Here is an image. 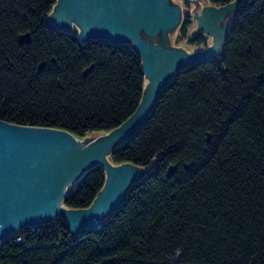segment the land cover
Returning a JSON list of instances; mask_svg holds the SVG:
<instances>
[{
    "label": "trees",
    "instance_id": "trees-1",
    "mask_svg": "<svg viewBox=\"0 0 264 264\" xmlns=\"http://www.w3.org/2000/svg\"><path fill=\"white\" fill-rule=\"evenodd\" d=\"M56 3L0 0V121L78 138L126 130L110 160L155 167L101 227L74 234L60 216L22 228L3 238L0 264H264V0H245L220 54L177 71L136 128L125 125L145 96L142 58L51 25ZM106 178L94 167L63 205L89 208Z\"/></svg>",
    "mask_w": 264,
    "mask_h": 264
},
{
    "label": "water",
    "instance_id": "water-1",
    "mask_svg": "<svg viewBox=\"0 0 264 264\" xmlns=\"http://www.w3.org/2000/svg\"><path fill=\"white\" fill-rule=\"evenodd\" d=\"M245 0L203 9L199 30L216 39L212 51L187 53L182 49L180 25L183 0H57L48 22L70 32L77 27L81 42L104 38L126 43L140 55L147 76L141 107L126 123L137 127L156 94L177 71L220 54L225 32L208 27L213 13L237 9ZM206 11H210L207 15ZM21 43L30 34L21 35ZM118 131L98 133L83 141L72 133L41 127L18 126L0 121V239L28 225L43 224L56 216L66 219L74 234L101 224L128 197L131 186L155 167L114 164L108 147ZM114 136V137H113ZM105 151L104 154H101ZM107 172L106 183L87 209H68L63 200L94 167Z\"/></svg>",
    "mask_w": 264,
    "mask_h": 264
},
{
    "label": "rangeland",
    "instance_id": "rangeland-1",
    "mask_svg": "<svg viewBox=\"0 0 264 264\" xmlns=\"http://www.w3.org/2000/svg\"><path fill=\"white\" fill-rule=\"evenodd\" d=\"M212 5L213 4L209 0H183V4H182L183 22H182L181 27L184 26L185 20H189V22L187 24L186 34H182L181 32H179V33H180V37H181L182 49L184 51H186L187 53H198V52H202L204 50H208V51L213 50L215 43H216V39L210 38L209 39V47L206 48V44H205V40H204L203 36L206 38L209 35H207L206 33L201 34V30H199V26H198V19L202 16L203 11H204L203 9H205L206 7L212 6ZM54 7H53V10H54ZM235 10L231 9V10L227 11L224 14V18L222 20L219 18L220 17L219 12L213 13L212 15H216L217 19H213V20L210 19L209 23H208V25H209L208 27L217 29L219 31H223L226 34L228 27L231 25L232 20L234 18ZM206 13H207V15H209L210 11H206ZM70 33L77 36L78 35L77 27L72 26ZM198 35L202 36V40L199 42H192V39H194ZM146 78H147V76H146ZM98 133L97 132H90L85 137L80 138V139L85 141L88 138H90V137H92ZM56 217H60V216H56ZM62 218L65 219L64 217L61 216V219ZM66 223H67V221H66ZM62 224H63L62 222H61V224H59L57 222L56 225H62ZM0 241L2 243L3 238H1Z\"/></svg>",
    "mask_w": 264,
    "mask_h": 264
},
{
    "label": "built area",
    "instance_id": "built-area-1",
    "mask_svg": "<svg viewBox=\"0 0 264 264\" xmlns=\"http://www.w3.org/2000/svg\"><path fill=\"white\" fill-rule=\"evenodd\" d=\"M57 217H55L53 220H51V221H48V222H46V223H43V224H35V225H28V226H25V227H30L31 229H36V227L38 226V225H45V224H51V223H53V225H56L57 223H54L55 222V219H56ZM25 227H23V228H25ZM57 227V226H56ZM55 227V229H57ZM22 229V228H21ZM15 233V232H14ZM13 234V233H12ZM17 240L19 241V242H23L24 240H23V238H22V236H17ZM0 245H1V241H0Z\"/></svg>",
    "mask_w": 264,
    "mask_h": 264
},
{
    "label": "flooded vegetation",
    "instance_id": "flooded-vegetation-1",
    "mask_svg": "<svg viewBox=\"0 0 264 264\" xmlns=\"http://www.w3.org/2000/svg\"><path fill=\"white\" fill-rule=\"evenodd\" d=\"M187 20H185V22H186ZM181 29H182V27H181ZM201 34H203L202 32H201ZM203 38H204V40H205V44H206V48H208L209 47V39L210 38H213L212 36H207L206 38L203 36Z\"/></svg>",
    "mask_w": 264,
    "mask_h": 264
},
{
    "label": "crops",
    "instance_id": "crops-1",
    "mask_svg": "<svg viewBox=\"0 0 264 264\" xmlns=\"http://www.w3.org/2000/svg\"><path fill=\"white\" fill-rule=\"evenodd\" d=\"M182 22H183V14H182V21H181V25H182ZM181 25H180V30H179V32H181Z\"/></svg>",
    "mask_w": 264,
    "mask_h": 264
}]
</instances>
